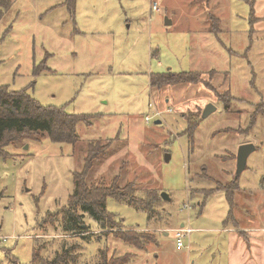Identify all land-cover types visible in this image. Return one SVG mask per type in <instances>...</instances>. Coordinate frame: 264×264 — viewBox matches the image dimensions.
I'll return each instance as SVG.
<instances>
[{
  "label": "rangeland",
  "instance_id": "rangeland-1",
  "mask_svg": "<svg viewBox=\"0 0 264 264\" xmlns=\"http://www.w3.org/2000/svg\"><path fill=\"white\" fill-rule=\"evenodd\" d=\"M75 2L72 16L68 0H17L0 20V85L26 90L43 106L98 115L90 127L78 125L75 146L37 135L0 159V264H32L35 249L50 260L67 250V263L78 257V264H95L107 246L110 255H129L128 264H172L178 245L169 230L182 223L194 237H186L185 248L222 251L228 240L217 230L230 207L218 187L237 180L239 191L254 193L249 225L261 229L264 116L253 125L252 116L264 102V0ZM169 70L204 78L190 93L186 84L152 89L151 75ZM228 91L239 100L228 101ZM208 105L216 111L203 118ZM110 140L103 153L99 146ZM90 143L100 144L91 162ZM245 144L256 151L236 179L238 149ZM76 173L88 187H110L119 176L120 187L133 185L138 197L166 194L153 216L112 198L106 202L122 229L154 240L138 249L88 216L79 236L66 233L63 216ZM243 201L238 206L248 210ZM240 236L247 238L243 230Z\"/></svg>",
  "mask_w": 264,
  "mask_h": 264
},
{
  "label": "trees",
  "instance_id": "trees-1",
  "mask_svg": "<svg viewBox=\"0 0 264 264\" xmlns=\"http://www.w3.org/2000/svg\"><path fill=\"white\" fill-rule=\"evenodd\" d=\"M208 2L209 0H193ZM11 0H0V20L4 17L5 13L11 8ZM72 16L75 14V0H68L67 4ZM153 9V8H152ZM78 30V29H77ZM218 35V33H214ZM202 73L188 71L182 73H173L167 71L164 73H155L151 75L150 85L152 89L161 90L166 86H177L182 84L198 85L202 83ZM228 96V101H238L231 96L230 91L225 93ZM223 97V96H222ZM260 115L264 116V102L258 104L255 107V112L252 116V125L256 121V118ZM98 115L93 114H71L66 111L64 107L43 106L26 90H12L9 85H0V159L6 160L11 157L7 152L10 146H16L25 139H28L37 135H44L54 143L72 144L75 146L79 140L77 127L80 123H84L86 127L92 125V119H95ZM114 140L108 141L102 147L100 144L90 143L88 146L89 158L91 162L96 157L92 155V151L96 146L103 153L107 152ZM90 168V167H89ZM88 173L85 170V174ZM83 174H75L74 184L75 191L69 198L66 212L64 213L65 227L68 231H71L73 236L77 237L78 231L84 230L86 227V216L93 219L100 224L102 230L108 234H112L115 238L122 240L123 242L135 246L138 249H145V243H149L154 240V237L148 233L141 232L134 229H122L119 224L114 221V215L109 214L106 208V202L108 198L115 199L120 202L127 203L132 206H136L140 209H145L149 216L156 214L155 207L160 204L163 199L150 192L144 193L143 196L138 197L133 193V185L120 187L119 176L113 179V184L110 187L103 185L90 187L85 183ZM128 188H130L128 190ZM221 190L227 192L231 197L235 196L236 191L239 189L238 180L232 184L226 186H219ZM67 213L69 216L67 217ZM81 235L84 232H79ZM93 233V232H92ZM248 243V238H245ZM90 239H88L89 241ZM144 243H143V242ZM81 246V245H79ZM82 249V246L80 247ZM99 254V255H98ZM97 254L98 258L95 264H128L130 256H116L110 255V250L107 247L100 249ZM82 257V253L79 255ZM67 257H70L69 252L66 250L64 253L55 255L51 260L49 257L42 256L39 249L34 250L32 264H70L67 263ZM79 257V258H80ZM78 257L72 258L74 263ZM72 261V262H73ZM14 264H18L15 262ZM86 264V263H85Z\"/></svg>",
  "mask_w": 264,
  "mask_h": 264
},
{
  "label": "crops",
  "instance_id": "crops-1",
  "mask_svg": "<svg viewBox=\"0 0 264 264\" xmlns=\"http://www.w3.org/2000/svg\"><path fill=\"white\" fill-rule=\"evenodd\" d=\"M11 1H12V6L6 12L8 16L13 13V5L17 0H11ZM162 12L163 9H161V13ZM202 78H204L203 73H202ZM184 85L185 84L177 85L175 87H184ZM186 85H189L188 87V89L190 88L189 93L190 90L194 92L193 87L197 86L192 84H186ZM219 190L221 189H218V191ZM237 194H241V198L238 199L235 196L231 198L226 192L227 201L229 202V207H230L229 214L223 223L222 229L217 230V231H221L222 234L226 235L228 240L226 244V248H224V250L219 252H216L215 250V253H210V255L208 254L206 255L204 247L203 248L199 247L198 249H196L195 247H192V245H188L187 248H183L186 250L183 249L181 250L177 247L178 250L175 252L174 257L171 258L173 262L172 264H177V263L178 264H264V226L258 230V228H256L255 226V223H253L252 226L249 225L251 224V222H249L251 219L250 209L256 214L255 201L257 200L254 199L252 200V198H254L253 196L254 193L252 192H246V191L242 192L239 191L238 189L235 195ZM242 198L244 200L243 203L249 206L248 210H246L247 208L245 207L241 208L238 206ZM236 199H238V203ZM199 205L200 208L202 209L203 206L201 204ZM262 211L264 212V210ZM182 227H186L184 223H182L180 227H175V228L173 227L172 229L169 230V232L175 233L176 230ZM239 227L242 228L240 229ZM240 230H243V232L246 233L248 238V243L245 241L243 237L240 236ZM211 231L212 230L203 229L201 232H211ZM192 235L193 233L189 236V240L191 242L194 241V237H192ZM176 246H177V242H176ZM211 252L213 251L211 250ZM175 256L177 260L175 259Z\"/></svg>",
  "mask_w": 264,
  "mask_h": 264
},
{
  "label": "water",
  "instance_id": "water-1",
  "mask_svg": "<svg viewBox=\"0 0 264 264\" xmlns=\"http://www.w3.org/2000/svg\"><path fill=\"white\" fill-rule=\"evenodd\" d=\"M167 25H171L172 21H167ZM216 111V108L213 105H208L203 112V118H207L210 114ZM161 121H156V124H160ZM256 151V147L252 144H245L240 146L237 155V173L236 179L241 176V174L246 170L248 159L253 152ZM163 199H168L166 194H163Z\"/></svg>",
  "mask_w": 264,
  "mask_h": 264
},
{
  "label": "built area",
  "instance_id": "built-area-1",
  "mask_svg": "<svg viewBox=\"0 0 264 264\" xmlns=\"http://www.w3.org/2000/svg\"><path fill=\"white\" fill-rule=\"evenodd\" d=\"M153 10L154 11H160V8L157 5H153ZM156 114H160L159 111H157ZM150 117H146V121L149 123L150 122ZM191 232V230H178L176 232V238H177V245L178 247H183L184 243H183V239L186 237V234H189Z\"/></svg>",
  "mask_w": 264,
  "mask_h": 264
},
{
  "label": "bare ground",
  "instance_id": "bare-ground-1",
  "mask_svg": "<svg viewBox=\"0 0 264 264\" xmlns=\"http://www.w3.org/2000/svg\"><path fill=\"white\" fill-rule=\"evenodd\" d=\"M189 229L191 230V232H190L189 234H186V237H187V236H190V235L192 234V232H193V230H192L191 228L182 227V228H180V229H178V230H189ZM178 230H176V232H177ZM176 232H175V237H176ZM186 237L183 239V240H184V241H183V243H184L183 247H178V248L183 249V248L186 247V244H185V239H186ZM176 240H177V238H176Z\"/></svg>",
  "mask_w": 264,
  "mask_h": 264
}]
</instances>
